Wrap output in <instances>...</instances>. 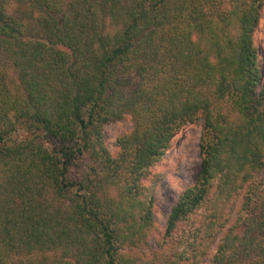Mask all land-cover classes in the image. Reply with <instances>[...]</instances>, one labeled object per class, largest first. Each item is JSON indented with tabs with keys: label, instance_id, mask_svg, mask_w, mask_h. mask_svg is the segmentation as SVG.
Here are the masks:
<instances>
[{
	"label": "trees",
	"instance_id": "trees-1",
	"mask_svg": "<svg viewBox=\"0 0 264 264\" xmlns=\"http://www.w3.org/2000/svg\"><path fill=\"white\" fill-rule=\"evenodd\" d=\"M263 7L0 0V264H264ZM198 120L200 171L148 258L151 168Z\"/></svg>",
	"mask_w": 264,
	"mask_h": 264
},
{
	"label": "rangeland",
	"instance_id": "rangeland-1",
	"mask_svg": "<svg viewBox=\"0 0 264 264\" xmlns=\"http://www.w3.org/2000/svg\"><path fill=\"white\" fill-rule=\"evenodd\" d=\"M255 44L258 48V64L261 72V86L264 84V7L262 9L259 27L255 33ZM10 77H14V72L10 70ZM134 128V122L131 116L125 119L107 124L104 129L106 145L111 152H117V140L130 133ZM203 134V121L198 120L195 123L185 125L172 139L171 147L167 151L163 160L151 168L152 175H158L156 178V202L154 205L155 228L151 231L147 244L142 247L143 254L148 258H155L161 251L167 249L171 242L166 237L167 218L174 204L186 188L193 185L200 171L202 164L200 143ZM148 183V182H147ZM238 205L232 212V220L237 216ZM219 241L213 246L211 256L216 252ZM59 254V253H58ZM55 255L52 254L51 257ZM71 259H69L70 261ZM52 261V260H50ZM207 264V263H205Z\"/></svg>",
	"mask_w": 264,
	"mask_h": 264
}]
</instances>
